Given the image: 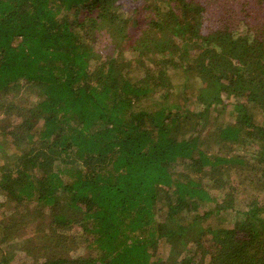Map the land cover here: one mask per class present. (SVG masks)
I'll use <instances>...</instances> for the list:
<instances>
[{"label": "trees", "instance_id": "16d2710c", "mask_svg": "<svg viewBox=\"0 0 264 264\" xmlns=\"http://www.w3.org/2000/svg\"><path fill=\"white\" fill-rule=\"evenodd\" d=\"M0 264H264V0H0Z\"/></svg>", "mask_w": 264, "mask_h": 264}]
</instances>
